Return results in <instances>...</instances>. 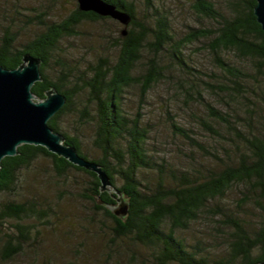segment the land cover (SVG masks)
I'll use <instances>...</instances> for the list:
<instances>
[{
    "label": "trees",
    "instance_id": "trees-1",
    "mask_svg": "<svg viewBox=\"0 0 264 264\" xmlns=\"http://www.w3.org/2000/svg\"><path fill=\"white\" fill-rule=\"evenodd\" d=\"M104 1L131 17L118 42L121 43L118 60L113 66L98 64L90 74L80 75L72 89L66 82L76 75L71 62L61 54L62 42L77 37L86 23L113 18L82 11L77 0L76 8L64 19L45 23L43 30L25 44L19 46L18 37L10 30L5 31L0 40V66L6 69L18 68L25 54L42 60V80L32 88L35 97L44 100L48 90L56 89L67 98L65 106L49 121L50 127L64 136L82 157L102 166L111 180L109 191L103 192L96 173L75 166L42 146H20L19 154L4 158L0 169V261L16 264L25 256V245L34 237L38 238L47 226H52L54 219L59 221L64 216L69 217L63 207L57 210L59 204L56 207L40 193L36 181L41 173L30 179L36 166L45 161L49 166L44 172L49 174L48 184L56 186L58 201L65 194L88 201L111 222L109 227L103 225L101 236L110 233L115 240L131 239L151 252L154 264L263 262L264 93L257 102H251L248 97V90H263L264 87V83L259 82V77L264 79V31L254 13L257 0H228L231 9L228 16L210 0H193L195 16L214 21L216 26L191 27L189 34L179 40L174 37L170 18L151 0L145 2L143 22L138 18L135 1ZM205 40L210 41L209 48L220 74L204 81V89L220 97L226 105H234L236 115L240 108L245 118H233L207 102L205 108L209 119L199 117L198 120L214 141L211 150L200 145L186 129L172 123L174 133L190 139L207 153L206 162L197 171L178 173L153 161L147 150L149 131L142 125V110L129 117L123 106L124 93L139 80L144 97L165 77L158 59L163 52L169 53L172 64H177L182 74L191 79L193 68L189 66L184 50ZM144 51L152 55L148 75L136 79L133 72ZM224 53L252 61L255 74H247L231 65ZM53 61L61 65L59 82L46 74ZM250 76L261 86L257 88L251 84ZM195 97L205 103L200 90ZM67 113H77L82 121L94 125L93 146L101 153L100 157L84 153L79 139L63 131L59 120ZM158 168V181L154 187L147 189L146 185V191L141 173L158 171ZM73 173L85 174L86 184L81 185L76 178L72 180ZM117 176L122 180L121 186L117 184ZM236 189H241V196L229 207L230 192ZM117 191L122 192L130 203L129 215L124 220L110 209V206H117ZM24 197L25 200H20ZM197 225L212 226L214 233L222 238L221 244L226 246L224 255L210 256L204 238L199 235L205 233L195 230ZM185 232H194V242L183 235ZM32 262L37 263L34 259Z\"/></svg>",
    "mask_w": 264,
    "mask_h": 264
},
{
    "label": "rangeland",
    "instance_id": "rangeland-1",
    "mask_svg": "<svg viewBox=\"0 0 264 264\" xmlns=\"http://www.w3.org/2000/svg\"><path fill=\"white\" fill-rule=\"evenodd\" d=\"M129 1H135L138 18L143 22L146 0ZM151 1L160 12L170 18L174 37L178 40L187 36L191 27L199 29L216 26L214 21L199 19L195 16L192 8L193 0ZM210 1L214 2L226 16L230 14L228 0ZM77 4V0H0V40L4 32L10 30L16 34L19 40L18 45L21 46L41 32L45 23L64 19L76 8ZM123 29H125L124 25L115 20L86 23L81 27L77 37L64 39L60 48L61 54L71 62L76 75L71 78V81L66 82L69 88H73L80 75L90 74L96 65L108 63L113 66L117 62L121 44L118 42ZM209 43V40L196 42L184 50L186 60L193 68L190 71L192 72L191 79L182 74L177 64H172L169 53L163 52L158 59L164 68L165 77L154 84L144 97H142V84L139 80L127 88L124 93L123 106L129 117L135 116L139 109L142 110V125L149 131L147 150L153 161L178 173L197 171L201 164L206 162L207 153L190 139L174 133L172 123L186 129L200 145L211 150L214 147V141L198 120L199 117L209 119V113L205 108L207 102L233 115V118H245V113L240 108H237L239 115H236L233 111L234 105H226L220 97L204 89V81L215 79L216 75L220 74L213 60ZM223 55L231 65L243 69L247 74H255L252 61L241 60L233 53ZM151 58L152 55L149 52L142 53L133 72L136 79L148 75ZM60 70L61 65L53 61L47 68L46 74L53 81L59 82ZM250 79L251 84L257 88L261 86L259 82L262 85L264 83V79L260 77L259 82L253 81L251 76ZM193 83H198L200 86L195 87ZM199 90L203 92L205 103H200L195 97ZM261 93H264V87L263 90L256 88L248 90V97L251 102H257L261 99ZM59 124L64 132L79 139L84 153L94 158L101 156V153L93 146L95 133L93 124L82 121L77 113L64 114ZM48 166L49 162H40L30 179L32 180L35 174L41 173L36 181L40 193L47 196L56 207L59 204L57 210L63 207L69 217L64 216L63 220L59 221L54 219L52 226H47L48 229L44 230L38 238L34 237L25 245V256L17 260L16 264H30L33 259L37 262H32L33 264H68L70 262L75 264H154L151 252L135 244L131 239L115 240L110 233L104 237L101 236L103 227H109L111 222L98 213L88 201L68 194L58 201L59 193L56 186L52 187L48 184L50 177L44 172ZM156 170L158 171H143L140 175L144 184L143 189L146 191L148 187H154L158 181L160 169ZM71 178L72 180L76 178L81 185L86 184L88 179L83 173H73ZM169 179L172 182L171 176ZM117 184L122 185L119 176H117ZM239 190L230 192L227 200L229 207L235 204L241 196ZM24 194L28 195L27 191ZM25 198H20V200H25ZM91 217H95V220L92 221ZM195 230H202L205 233L203 235L200 232L199 235L204 238L205 249L208 250L210 256L216 258L224 255L226 246L221 244L222 238L218 236V233H214L216 231L212 226L197 225ZM193 233L185 232L183 235L188 237L190 242H194ZM112 239L114 242L111 243ZM78 251L81 254L78 255L76 253ZM0 264L5 263L0 261Z\"/></svg>",
    "mask_w": 264,
    "mask_h": 264
},
{
    "label": "water",
    "instance_id": "water-1",
    "mask_svg": "<svg viewBox=\"0 0 264 264\" xmlns=\"http://www.w3.org/2000/svg\"><path fill=\"white\" fill-rule=\"evenodd\" d=\"M78 2L82 11L111 17L123 25L131 20L127 13L104 0ZM254 13L264 31V0H257ZM41 65V59L25 54L16 69L0 66V169L4 158L19 154L20 146H42L71 164L96 173L101 191H109L111 180L102 166L82 157L64 136L50 127L49 121L65 106L67 98L56 89L48 90L44 100L35 97L32 88L42 80ZM117 194V206H110V209L124 220L129 215L130 203L122 192L117 191Z\"/></svg>",
    "mask_w": 264,
    "mask_h": 264
}]
</instances>
